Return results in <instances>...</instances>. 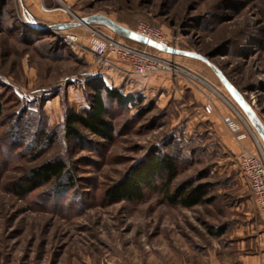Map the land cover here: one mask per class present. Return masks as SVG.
Masks as SVG:
<instances>
[{
  "label": "rangeland",
  "instance_id": "1",
  "mask_svg": "<svg viewBox=\"0 0 264 264\" xmlns=\"http://www.w3.org/2000/svg\"><path fill=\"white\" fill-rule=\"evenodd\" d=\"M96 15L131 30L154 26L168 46L204 56L264 125V0H0V264H188L237 241L259 246L264 215L238 158L245 149L264 154L251 118L203 60L159 52L172 71L114 78L89 50L91 36L144 45L98 23L49 27ZM96 75L140 99L106 100L112 139L86 130L83 139L69 138L66 114L89 107L86 81ZM40 131L48 137L36 149ZM234 134L244 135L241 145ZM154 154L174 157L171 191L206 184L208 201L173 206L157 190H145L139 202L107 199ZM56 159L69 170L61 183L17 192Z\"/></svg>",
  "mask_w": 264,
  "mask_h": 264
},
{
  "label": "trees",
  "instance_id": "2",
  "mask_svg": "<svg viewBox=\"0 0 264 264\" xmlns=\"http://www.w3.org/2000/svg\"><path fill=\"white\" fill-rule=\"evenodd\" d=\"M30 17L32 16L30 15ZM126 40L130 43L142 45L127 38ZM86 85L92 90L89 107L81 111L70 109L67 112L64 123L65 134L69 138L80 140L83 139L81 130H86L99 138L110 140L113 137L114 128L112 122L107 118L108 105L106 100L116 101L120 105H129L135 104L140 97L137 98L132 93L124 94L118 88L109 87L100 75L89 78L86 81ZM39 134L43 135L41 140L36 137L37 144L34 147L36 149L48 137L46 131H40ZM30 149L32 148L27 150ZM173 158L172 155L168 154L152 155L141 166L132 170L124 180L109 189L106 196L107 199L139 202L143 199L145 190H157L165 202L173 206L179 205L190 208L206 203L208 201L206 198L208 185L206 184L193 185L187 182L177 186L175 191H171L172 181L177 174V165ZM68 175L69 170L65 161L62 159L47 161L33 170L32 176L27 178L26 184L16 185L17 192L21 195H26L40 186L39 181L61 183Z\"/></svg>",
  "mask_w": 264,
  "mask_h": 264
},
{
  "label": "built area",
  "instance_id": "3",
  "mask_svg": "<svg viewBox=\"0 0 264 264\" xmlns=\"http://www.w3.org/2000/svg\"><path fill=\"white\" fill-rule=\"evenodd\" d=\"M22 19L25 23H28L27 18ZM134 31L147 39L168 46L161 31L154 26L141 24ZM63 36L65 40L71 43H79L78 37L74 34L64 33ZM89 50L109 70L122 74L148 76L153 73L172 71L171 61L159 54V52L163 51L148 45H144L141 48L127 44L109 35L99 33L92 35L89 39ZM205 110L210 113L212 106L206 105ZM226 122L232 131L236 132L239 130V126L230 118H227ZM237 138L242 139L244 135H238ZM238 158L241 173L252 190L259 210L264 215V154L262 152L257 154L245 149ZM261 264H264V262Z\"/></svg>",
  "mask_w": 264,
  "mask_h": 264
},
{
  "label": "water",
  "instance_id": "4",
  "mask_svg": "<svg viewBox=\"0 0 264 264\" xmlns=\"http://www.w3.org/2000/svg\"><path fill=\"white\" fill-rule=\"evenodd\" d=\"M93 23H98V24H103L107 27H109L114 33L133 40L135 42L141 43L143 45H148L151 46L155 49H158L160 51L169 53V54H174V55H183V56H188L196 59L203 60L206 62L208 65L212 67V69L215 71V73L219 76L221 81L223 82L224 86L228 89L230 94L233 96V98L243 107V109L246 111L248 116L251 118L252 122L254 123L256 129L258 130L260 136L264 140V125L261 123V121L257 118V116L253 113V111L248 108L245 103H243L239 97L238 91L225 79V77L220 73V71L204 56L195 53V52H190V51H184V50H179L172 48L170 46H166L163 44H160L158 42H155L153 40L147 39L137 33H135L133 30L124 27L115 21L111 20L108 17L102 16V15H96L93 17H88V18H83L80 19L77 23H60V24H53L50 25L52 29H67L71 27H76L81 24H93Z\"/></svg>",
  "mask_w": 264,
  "mask_h": 264
},
{
  "label": "crops",
  "instance_id": "5",
  "mask_svg": "<svg viewBox=\"0 0 264 264\" xmlns=\"http://www.w3.org/2000/svg\"><path fill=\"white\" fill-rule=\"evenodd\" d=\"M105 69L108 70V74L112 77L114 75L117 76V72L109 70L107 67ZM216 125L221 133L225 131L223 124L217 122ZM234 136L236 143L240 144L243 142L244 139L240 141L235 134ZM230 146L233 148L236 147L233 143ZM234 244L236 247L215 249L200 253L198 256H195V259L198 257L199 260L194 259L193 263L188 262V264H261L264 262V247L262 246L264 242H260L259 240V246L253 242L247 243L245 240L237 241Z\"/></svg>",
  "mask_w": 264,
  "mask_h": 264
},
{
  "label": "bare ground",
  "instance_id": "6",
  "mask_svg": "<svg viewBox=\"0 0 264 264\" xmlns=\"http://www.w3.org/2000/svg\"><path fill=\"white\" fill-rule=\"evenodd\" d=\"M134 31V30H133ZM135 32V31H134ZM136 33V32H135ZM167 46V45H166Z\"/></svg>",
  "mask_w": 264,
  "mask_h": 264
}]
</instances>
